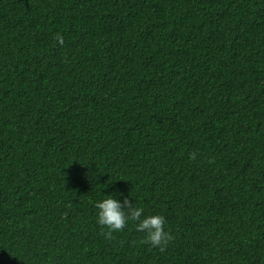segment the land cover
<instances>
[{
    "label": "trees",
    "instance_id": "16d2710c",
    "mask_svg": "<svg viewBox=\"0 0 264 264\" xmlns=\"http://www.w3.org/2000/svg\"><path fill=\"white\" fill-rule=\"evenodd\" d=\"M0 264H264V0H0Z\"/></svg>",
    "mask_w": 264,
    "mask_h": 264
},
{
    "label": "clouds",
    "instance_id": "9594fccd",
    "mask_svg": "<svg viewBox=\"0 0 264 264\" xmlns=\"http://www.w3.org/2000/svg\"><path fill=\"white\" fill-rule=\"evenodd\" d=\"M55 39L63 44V37L57 33ZM190 159H196V153L190 154ZM98 209L97 221L101 225L106 239H113V233L122 232L129 222L135 224L138 232H143L144 242L150 244L159 251L164 252L168 244L174 239L173 235L165 230V218L160 214L144 215V209L134 204L128 198L121 203L109 195L102 201L96 202Z\"/></svg>",
    "mask_w": 264,
    "mask_h": 264
}]
</instances>
